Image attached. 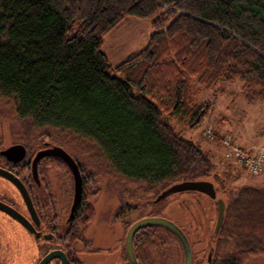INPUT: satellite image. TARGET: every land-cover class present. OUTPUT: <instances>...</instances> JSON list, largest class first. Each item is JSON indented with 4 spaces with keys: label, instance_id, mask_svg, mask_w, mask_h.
Returning <instances> with one entry per match:
<instances>
[{
    "label": "trees",
    "instance_id": "16d2710c",
    "mask_svg": "<svg viewBox=\"0 0 264 264\" xmlns=\"http://www.w3.org/2000/svg\"><path fill=\"white\" fill-rule=\"evenodd\" d=\"M130 17L150 21L148 44L112 66L105 36ZM237 80L249 103H264V0H0V95L14 99L19 119L76 135L137 182L150 201L140 218L161 216L165 199H155L173 183L220 181L211 155L170 118L196 128L211 108L202 90ZM224 201L206 264H245L264 253V189ZM91 215L64 239L70 264H83L73 251ZM173 241L181 246L163 226L141 228L138 263Z\"/></svg>",
    "mask_w": 264,
    "mask_h": 264
},
{
    "label": "rangeland",
    "instance_id": "374dc122",
    "mask_svg": "<svg viewBox=\"0 0 264 264\" xmlns=\"http://www.w3.org/2000/svg\"><path fill=\"white\" fill-rule=\"evenodd\" d=\"M151 32L149 20L130 17L105 36L102 49L111 65L116 66L131 53L145 47ZM242 86L243 82L237 80L221 83L216 90L203 89L199 100L210 101L211 108L196 128L188 127L184 118H170L185 138L200 143L211 155L215 163L213 175L218 174L220 181L214 180L213 176L208 180L215 184L217 197L222 199L224 196L230 198L245 186L264 189V173L254 175L226 158V149L221 143L223 137H230L232 142L248 149L264 145V103H249ZM208 128L217 133L216 139L206 135ZM46 142L70 153L80 164L84 177V199L90 208L85 214L89 212L92 218L85 221L82 238L74 247L75 255L83 264H128L125 254L127 230L149 210L146 193L138 188L137 182L115 172L100 154L94 153V149L88 152L85 140L68 132L41 130L19 119L14 99L0 95V149L23 143L32 150L43 147ZM51 164L56 167L49 171L50 179L55 180L58 174L68 178L69 171L63 162ZM0 191L8 200L19 198L11 184L2 179ZM217 215V200L199 191L173 193L165 198L161 210V216L175 222L186 233L193 256L200 259L199 264H206L210 250L215 247L212 236ZM16 225L7 215L0 213V264H34L37 259L35 242ZM256 227H260L264 235V227ZM173 242L175 245L158 248L148 264L183 263L182 245ZM232 246L235 245L229 248ZM245 264H264V253L250 256Z\"/></svg>",
    "mask_w": 264,
    "mask_h": 264
},
{
    "label": "flooded vegetation",
    "instance_id": "af4514ba",
    "mask_svg": "<svg viewBox=\"0 0 264 264\" xmlns=\"http://www.w3.org/2000/svg\"><path fill=\"white\" fill-rule=\"evenodd\" d=\"M18 144H22L25 147V154H23V150L5 153V150ZM54 146L57 145L46 142L43 147L29 150L23 143H13L0 149V168L11 174L23 184L31 198L32 207L29 206L25 200L22 190L16 186L13 181L3 175H0V179L10 183L16 190L19 198L18 200L14 198L8 200L5 195L2 194L3 192L1 193L0 191V201L15 208L35 230H33V232L30 231L22 222L2 209H0V213L2 215H7L17 224L16 226L22 232L25 231L27 235L33 238L37 250V259L34 264H38L49 252L54 250H63L70 264L71 255L69 248H66L64 245V239L66 235L72 231L73 227L78 226V222L83 221L85 217V208L88 206L86 199H84V177L82 170L80 164L72 155L71 156L79 166L82 177V195L76 205V183L71 167L60 156L52 153L41 156L37 161L35 160L39 152L52 149ZM55 161L64 163L69 171L68 178H64L61 174H58L55 180L50 179V174L56 167L51 164V162ZM49 162L51 165L48 164ZM49 171L51 172L49 173ZM53 175H55V173ZM133 223H131L130 226ZM212 251L213 249L210 250V255ZM125 254L127 259L126 262L131 264L127 252ZM49 263L61 264V259L56 257ZM182 264H184V252Z\"/></svg>",
    "mask_w": 264,
    "mask_h": 264
},
{
    "label": "water",
    "instance_id": "95a60500",
    "mask_svg": "<svg viewBox=\"0 0 264 264\" xmlns=\"http://www.w3.org/2000/svg\"><path fill=\"white\" fill-rule=\"evenodd\" d=\"M17 150H23V154H25L26 151L25 147L22 144H18L5 150V153H9L11 151H17ZM51 153L60 156L71 167L74 173L75 183H76V192H75V205H76L82 195V177L79 166L75 161V159L65 149H63L60 146H54L52 149L39 152L35 160L37 161L41 156ZM0 175H3L9 178L11 181H13L15 185L22 190L28 205L32 207L31 198L28 192L26 191L25 187L23 186V184L19 182V180H17L15 177H13L11 174L3 170L2 168H0ZM184 191H199L201 193L210 196L212 199L217 200L218 215L215 226V233L218 234L224 223L226 204L224 199L217 197V189L215 187V184L211 180L208 179L185 180V181L173 183L169 187L164 189L156 197L155 202H160L161 200L167 198L169 195L173 193L184 192ZM0 209L10 214L12 217L16 218L20 222H22L30 231L33 232V230H35L29 224V222H27V220L12 206L0 201ZM150 225L163 226L167 228L169 231H171L177 237V239L182 245L184 251V264H192L193 252L188 236L181 229L180 226H178L172 220L167 219L163 216H145L136 220L130 226L126 235L125 246L131 264H138V260L134 250L135 235L141 228ZM56 257H59L61 259V264H69L68 257L63 250H54L49 252L38 264H48L52 259ZM209 259H211V255H209Z\"/></svg>",
    "mask_w": 264,
    "mask_h": 264
},
{
    "label": "built area",
    "instance_id": "2783aa9c",
    "mask_svg": "<svg viewBox=\"0 0 264 264\" xmlns=\"http://www.w3.org/2000/svg\"><path fill=\"white\" fill-rule=\"evenodd\" d=\"M205 133L211 139L217 138L212 128H208ZM221 143L226 149V158L254 175L264 173V145L248 149L232 142L230 137H223Z\"/></svg>",
    "mask_w": 264,
    "mask_h": 264
},
{
    "label": "crops",
    "instance_id": "0c3cea01",
    "mask_svg": "<svg viewBox=\"0 0 264 264\" xmlns=\"http://www.w3.org/2000/svg\"><path fill=\"white\" fill-rule=\"evenodd\" d=\"M224 155V154H223Z\"/></svg>",
    "mask_w": 264,
    "mask_h": 264
}]
</instances>
